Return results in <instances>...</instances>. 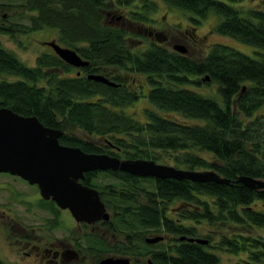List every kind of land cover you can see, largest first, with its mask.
<instances>
[{"label": "trees", "instance_id": "obj_1", "mask_svg": "<svg viewBox=\"0 0 264 264\" xmlns=\"http://www.w3.org/2000/svg\"><path fill=\"white\" fill-rule=\"evenodd\" d=\"M161 1L171 13L174 8L191 11L200 19L212 11L220 17L213 32L255 47L257 57L225 44L200 47L203 52L196 55L190 49L184 55L153 43L132 53L125 44L137 40L138 22L131 32L126 21L115 22L113 16L110 23L106 18L113 2L131 4L132 0H20L18 7L28 24H1L0 33L55 29L54 41L74 48L92 66H130L133 72L144 74L149 84L146 100L153 108L144 109V121H135L122 108L138 95L122 85L61 78L58 73L68 65L54 54H41L35 66L28 67L1 43L0 107L20 116L34 115L44 126L66 131L60 136L64 142L80 138L73 136L80 130L87 136L112 140L127 157L159 161L165 154L179 169L211 170L231 181L223 185L143 177L136 183L137 177L127 172H110L119 181L116 194L111 195L113 216L134 220V234L168 232L208 240L205 245L178 240L175 248L157 243L150 252L156 264H223L218 251L243 254L230 264H264V189L253 190L234 181L241 175L264 180V6H246L245 0ZM7 6L0 3V8ZM144 7V12L129 18L145 21L152 7ZM123 24L127 29L113 27ZM203 75L217 84L216 97L189 87L198 86ZM95 93L99 97L93 100ZM75 145L93 151L87 144ZM145 180L153 190L142 184ZM141 197L144 201L140 202ZM173 200L179 201V220L165 214Z\"/></svg>", "mask_w": 264, "mask_h": 264}, {"label": "flooded vegetation", "instance_id": "obj_2", "mask_svg": "<svg viewBox=\"0 0 264 264\" xmlns=\"http://www.w3.org/2000/svg\"><path fill=\"white\" fill-rule=\"evenodd\" d=\"M147 4H151L152 9L146 12L145 21H136L129 18L132 13L144 12L146 8L144 6ZM161 9L163 11L162 14L157 16ZM121 11L122 13H120ZM170 12L171 11L161 0H132L131 4L119 5L113 2V8L106 11V17L109 16V19H111L110 23H112L113 16H115V22L120 19L126 21L130 28L128 30L131 32L134 29V22H138L135 24L139 32L136 42L134 43L131 41L125 44L132 53L136 49L144 50V48L151 43L163 44L170 48H172V45L180 43L187 48L188 52V47L186 46L184 38L180 37L176 31H173L169 27L172 26L173 29H175V24L167 19V14H171ZM125 26L126 25L123 24L122 27L118 25L113 27L127 29ZM162 35L166 36L167 39L164 42H159L158 38ZM54 39L56 40V38ZM81 45L79 44L78 46L81 47ZM49 48L51 49L49 52H40L37 57H40L41 54H48L49 56L54 54L59 58V56L53 52V49L51 47ZM69 49L77 52L74 48ZM77 54L80 56L81 61L84 60L88 62L79 52H77ZM60 60L63 61L62 59ZM63 63L66 62L63 61ZM34 64L33 62L32 66ZM66 64L68 65V69L58 73L61 78L72 79V77H76L81 80L88 79L93 82L94 80L88 78L89 75H102V77L107 78L108 81L116 83L117 86L122 85L123 88H126L127 92L138 95L135 101L126 105L122 110L131 106V104H136L139 100H144L151 106L147 109L153 108L150 102L146 100V88H149V84L145 79L146 76L138 72H133L130 66H126V68L122 69L117 67V65H103V67L92 66L90 62L82 67L70 66L69 63ZM138 75H144L145 81L139 82L135 87L133 83ZM94 82L111 86L100 81ZM98 97V93H95L93 95V100ZM119 108L120 107H116V109ZM144 109L147 110L146 108ZM144 109H141V112H143L145 116ZM76 131H79V133ZM64 133L66 134L67 132L64 131L61 135H64ZM75 135L80 138L75 140L69 139L70 143L67 141L64 142L60 136L58 141L63 147H79L82 151H84V149L75 145V143L87 144L93 147V151H84V153H95L96 155L103 153L106 156H115L120 159H136L127 157L123 153L124 151L121 146L115 145L112 140L87 136L80 130H75L73 136ZM142 159H147L148 161L154 160V162L158 164L162 163L161 160L158 161V159L157 161L151 158L150 160L148 158ZM111 171L117 170H89L83 173L84 175L82 178L78 179V181L86 185V187L97 190L98 197L102 200L103 206L109 214L108 219L100 218L99 221L96 220L90 224L84 221L77 222V220L73 218L70 210L61 208L56 204L55 200L51 199V196L44 200L37 188V184H30L27 180H22V178L17 175L14 176L22 181L25 189L13 186L7 181H0V192L1 194L5 192L4 195H1V198L5 199V202L0 201V260L3 264H100L104 258L127 259L129 261L128 264H149V261H151L152 264H156L150 258V252L154 249L153 246L155 244L162 243L167 247L175 248V245L178 243L177 241L180 240V236H173L168 232H164L163 235H161L158 232L150 231L140 237L138 234H134V229L131 227L134 220H120L113 216L115 214L110 208L113 204L111 195L113 196L116 194L115 187L116 185L118 186L119 181H117L114 174H110ZM132 176L137 177L138 181H136V183L142 181L143 177H138L137 175ZM138 199L140 202L141 200L144 201L141 198ZM175 201L176 200H173L174 203ZM173 202L169 204L172 205ZM12 204H14L15 207H23V213L17 212ZM175 205H177V207L179 206L178 203H175ZM176 212L174 214H176ZM175 219L179 220L177 216ZM121 225L125 226L124 229L119 228ZM154 235H160L163 239L154 244L146 242V237L153 238ZM2 246H4L6 253ZM2 251L7 255V259Z\"/></svg>", "mask_w": 264, "mask_h": 264}, {"label": "water", "instance_id": "obj_3", "mask_svg": "<svg viewBox=\"0 0 264 264\" xmlns=\"http://www.w3.org/2000/svg\"><path fill=\"white\" fill-rule=\"evenodd\" d=\"M166 36H160L159 42H164ZM53 49L60 59L70 66H83L88 62L82 60L72 49L63 47L54 40L44 42ZM174 51L186 54L183 44L172 45ZM94 81L110 82L102 75H89ZM203 82H209L206 75L200 77ZM62 131L44 126L38 117L32 115L20 116L8 107H0V173L17 175L30 184H37L41 196L45 199L51 196L61 208L70 210L73 218L88 224L96 220L108 219V212L97 190L81 184L78 179L89 170H117L138 177L187 179L190 182L211 181L229 184L231 181L222 178L211 170L179 169L174 165L155 163L147 159H120L115 156L95 153H84L79 147L61 145L58 141ZM234 181L241 182L253 190L264 189V180L251 176H239ZM160 235L146 237V242L154 244L162 240ZM180 240L206 244L208 240L200 237H179ZM127 259L104 258L100 264H128ZM149 264H152L149 261Z\"/></svg>", "mask_w": 264, "mask_h": 264}, {"label": "rangeland", "instance_id": "obj_4", "mask_svg": "<svg viewBox=\"0 0 264 264\" xmlns=\"http://www.w3.org/2000/svg\"><path fill=\"white\" fill-rule=\"evenodd\" d=\"M0 3L8 4L6 9L0 8V24L5 25V27L9 26V23H27L26 16L20 13V7H18V4L21 3L20 0H0ZM230 3V2H229ZM246 6L247 5H253V6H264V0H245L243 2ZM231 5H235V3H230ZM237 4V3H236ZM115 11V10H113ZM162 9L159 11L157 16L162 14ZM114 13V12H113ZM122 13V11L120 12ZM171 13V12H170ZM206 18L200 19L196 14L194 15L191 11H183L181 9H172L171 14H167V19L170 22H173L175 24V29H173L172 26H169L173 31H176L180 37H183L186 41V46L193 54H197L199 52H203L200 47L203 49H208L211 47L212 44H225L230 45L233 48L237 49V51H241L242 53L251 56V57H257L256 52L257 50L255 47L242 43L239 40L237 41L235 38L229 37L223 35H216L215 32H213V28L216 27V23L219 22L220 17L218 15H215L212 11L208 12L206 14ZM109 17V16H108ZM153 17V16H152ZM107 18V17H106ZM6 21H5V20ZM200 19L199 23H196L195 20ZM192 32H194V37L191 36ZM0 40L1 44L6 48V50L12 51L14 55H16L17 59L20 60L23 64L28 65V67L32 66L33 62H35V59L37 55L40 54V52H49L51 49L44 43L45 41L52 40L54 38H57V32L55 29L52 28H44L39 31H32V32H14L11 33V35L5 33H0ZM134 43L136 41H133ZM170 48L169 46H166ZM34 66V65H33ZM145 76L144 75H138V77L135 78V82L133 83L134 86L138 85L139 82H143ZM190 78H193L190 76ZM208 84V85H207ZM215 82L209 81L208 83L200 82L198 86L196 84L189 85L190 88L195 89L198 93H202L207 95V97H216L218 94L217 87ZM147 89V88H146ZM149 104L145 102L144 100H139L136 102V104H131L128 108L125 110H122L125 114L129 113L130 116H133L135 121H144L146 118L143 115L144 113L141 112V109L144 108H150ZM162 115H169L171 117H175L177 119L182 118L180 115H177V113H169L167 114L165 111H160ZM79 133V131H76ZM200 153V152H199ZM202 156H207V153L202 152L200 153ZM161 162L164 164H173L171 160H168L167 156L164 154L162 158H160ZM105 180V179H103ZM0 181H7L11 183L13 186H17L20 188L25 189L22 181L19 180L18 177L12 175L6 174V173H0ZM107 181V180H106ZM0 182V183H1ZM104 182V181H103ZM108 182V181H107ZM143 185H145L150 191L153 190V185L150 184L147 180L142 182ZM116 191L118 190V187H115ZM5 192L1 194L0 192V201L5 202L3 198H1V195H4ZM143 199V197H141ZM142 201V200H141ZM179 201H175L177 204ZM173 202L172 205L169 204V207L167 208V212L165 213L168 217H176V214H174L178 207ZM14 206V204H12ZM17 212L23 213L22 209L23 207H15ZM112 211V210H111ZM29 222V221H28ZM206 230V229H205ZM205 230L202 228L201 233H205ZM159 234L163 235V233L158 232ZM3 250L5 251L4 246ZM3 255H7L2 251ZM218 255L221 256V261L223 264H230L234 262V260H238V258L242 257L243 254L238 253V256L226 254L223 251H218Z\"/></svg>", "mask_w": 264, "mask_h": 264}]
</instances>
